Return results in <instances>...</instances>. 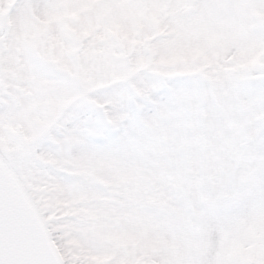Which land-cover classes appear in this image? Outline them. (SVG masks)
Returning <instances> with one entry per match:
<instances>
[{
	"label": "rangeland",
	"instance_id": "1",
	"mask_svg": "<svg viewBox=\"0 0 264 264\" xmlns=\"http://www.w3.org/2000/svg\"><path fill=\"white\" fill-rule=\"evenodd\" d=\"M196 2L0 0V149L47 129L19 174L50 221L69 214L87 221L82 236L63 246L82 250L93 264H166L174 237L164 212L178 204L181 189L204 186V169L187 153L198 143V159L206 161L237 116L234 104H218L223 120L206 122L198 100L228 95L233 76L260 75L249 70L264 57V34L232 41L241 16L253 31L264 24V0L206 11L190 7ZM178 80L195 91L182 115L160 107L142 117L147 154L130 167L92 154L93 130H82L92 114L82 104L103 107L113 95L146 96L157 83ZM29 93L31 107L17 116L14 106L25 108ZM113 115H123L119 105ZM124 194L136 207L117 212ZM249 228L229 245V261L250 260L264 239V221Z\"/></svg>",
	"mask_w": 264,
	"mask_h": 264
},
{
	"label": "snow or ice",
	"instance_id": "2",
	"mask_svg": "<svg viewBox=\"0 0 264 264\" xmlns=\"http://www.w3.org/2000/svg\"><path fill=\"white\" fill-rule=\"evenodd\" d=\"M233 6L232 0H197L190 5L202 11ZM247 24L241 16L233 43L248 42L255 33L264 34V24L254 31ZM249 71L260 75L233 76L225 83L228 95L222 99L197 98L199 108L206 113V122L216 124L223 120L218 104H234L237 116L225 128L223 137L213 141L206 161L201 163L198 159V143H193L187 153L194 166L204 169V186L199 191L181 189L178 204L164 212L174 237L166 264H264V239L250 260L227 259L233 239L249 233V226L256 221H264V57ZM194 91L192 83L175 87L171 81H162L146 96L129 92L126 97H109L111 102L103 107L82 104L80 107L92 114L82 125V130H93L94 134L87 137L92 154L130 167L150 151L142 135V117L160 107L182 115L187 110L186 98ZM115 105L123 113L120 118L113 115ZM135 207L133 199L124 194L115 211ZM86 224L82 217L73 214L50 221L46 209L22 197L15 202L6 200L0 193V264H93L82 250L66 251L63 246L64 241L82 236ZM54 225H59V229ZM112 264L118 262L114 260Z\"/></svg>",
	"mask_w": 264,
	"mask_h": 264
},
{
	"label": "water",
	"instance_id": "3",
	"mask_svg": "<svg viewBox=\"0 0 264 264\" xmlns=\"http://www.w3.org/2000/svg\"><path fill=\"white\" fill-rule=\"evenodd\" d=\"M37 140L36 138L25 141L11 152L2 153L0 151V193L4 195L6 200L15 202L18 197H22L28 203L36 204L20 178L17 169Z\"/></svg>",
	"mask_w": 264,
	"mask_h": 264
},
{
	"label": "flooded vegetation",
	"instance_id": "4",
	"mask_svg": "<svg viewBox=\"0 0 264 264\" xmlns=\"http://www.w3.org/2000/svg\"><path fill=\"white\" fill-rule=\"evenodd\" d=\"M27 96H28L27 99H24L25 101H23V102H24L23 104H25V106H24L25 108L20 107L19 110L16 111V112L18 113V114H16L17 116H18V115L21 116V114H22L24 111H28V107H31V105H29V103H28V102L30 101V99H29V98H30V95L28 94ZM30 102H31V101H30ZM39 102H41V101H39ZM44 102H49V101H48V100H46V101L44 100ZM17 107H18V105H17ZM29 110L31 111V109H29ZM26 117H28V115H27ZM47 118H48V117H47Z\"/></svg>",
	"mask_w": 264,
	"mask_h": 264
},
{
	"label": "clouds",
	"instance_id": "5",
	"mask_svg": "<svg viewBox=\"0 0 264 264\" xmlns=\"http://www.w3.org/2000/svg\"><path fill=\"white\" fill-rule=\"evenodd\" d=\"M192 79H198V77H193ZM173 86L175 87H181V86H188L190 81H184V80H178V81H173L171 82Z\"/></svg>",
	"mask_w": 264,
	"mask_h": 264
}]
</instances>
